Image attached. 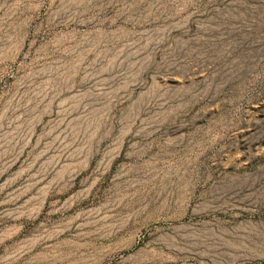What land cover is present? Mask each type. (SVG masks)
<instances>
[{
    "label": "rangeland",
    "instance_id": "rangeland-1",
    "mask_svg": "<svg viewBox=\"0 0 264 264\" xmlns=\"http://www.w3.org/2000/svg\"><path fill=\"white\" fill-rule=\"evenodd\" d=\"M0 264H264V0H0Z\"/></svg>",
    "mask_w": 264,
    "mask_h": 264
}]
</instances>
